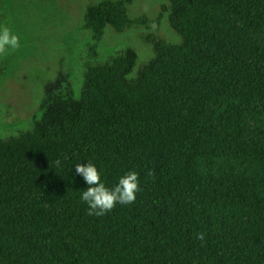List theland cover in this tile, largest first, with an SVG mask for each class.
I'll use <instances>...</instances> for the list:
<instances>
[{"label": "trees", "instance_id": "1", "mask_svg": "<svg viewBox=\"0 0 264 264\" xmlns=\"http://www.w3.org/2000/svg\"><path fill=\"white\" fill-rule=\"evenodd\" d=\"M133 2L86 7L79 91L0 137V264H264V0H168L181 42L145 37L134 76L131 47L96 60L106 27L146 23ZM87 162L109 188L136 171L135 202L89 215Z\"/></svg>", "mask_w": 264, "mask_h": 264}, {"label": "rangeland", "instance_id": "2", "mask_svg": "<svg viewBox=\"0 0 264 264\" xmlns=\"http://www.w3.org/2000/svg\"><path fill=\"white\" fill-rule=\"evenodd\" d=\"M99 1L0 0V25L21 37V47L0 57L1 138L29 129L57 90L79 91L89 57L87 46L92 42L83 15L87 6ZM168 6V0H134L128 17H143L146 23L122 33L106 27L96 60L102 62L115 51L131 47L138 56L134 76L153 57L145 37L180 44L168 23Z\"/></svg>", "mask_w": 264, "mask_h": 264}, {"label": "clouds", "instance_id": "3", "mask_svg": "<svg viewBox=\"0 0 264 264\" xmlns=\"http://www.w3.org/2000/svg\"><path fill=\"white\" fill-rule=\"evenodd\" d=\"M21 47V37L11 30L9 26L0 25V57L7 56L10 52ZM57 165L60 161H55ZM75 174L80 175L87 184L86 190L81 193V200L88 206V214L103 216L110 212L118 203L127 205L134 203L136 194L141 191L139 187V174L129 170L118 179V183L109 188L101 179V173L97 167L87 162L86 165L76 164ZM153 176L152 170L146 173ZM196 239L204 241L203 232L196 234Z\"/></svg>", "mask_w": 264, "mask_h": 264}]
</instances>
